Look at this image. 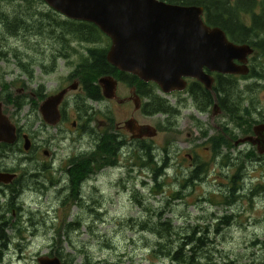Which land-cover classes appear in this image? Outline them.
<instances>
[{"label":"rangeland","instance_id":"rangeland-1","mask_svg":"<svg viewBox=\"0 0 264 264\" xmlns=\"http://www.w3.org/2000/svg\"><path fill=\"white\" fill-rule=\"evenodd\" d=\"M32 1L35 0H0V12L12 17L24 11L27 20L30 11L31 25L38 19L44 23L67 20L44 2ZM243 21L249 25L245 17ZM108 45L107 39L99 44H62L58 38H47L36 30H21L12 36L0 26V83L8 88L12 86L13 93L26 85L29 94L43 91L45 96L54 95L76 82L77 66L88 49ZM28 68L32 72L31 80L25 74ZM124 84L119 82L120 98L131 96L132 88ZM239 84L242 87L237 95L246 99V79ZM158 94L176 104L173 96H164L160 91ZM76 96L74 93L70 99ZM70 99L66 102L74 110ZM177 100L182 112L176 128L169 127L167 120L164 122L166 116H147L142 109L135 111L132 102L119 105L105 102L93 103V117L79 122L83 134L70 133V124L45 125L40 113L23 101L21 111L14 104L7 107L5 113L24 130L22 133L32 138L33 148L29 153L24 152L23 140L13 150H5L8 157L0 154V167L19 171L22 166L24 170L20 188L23 197L14 201L15 207L21 209L14 208L13 214V206L7 205L9 200L13 202L10 194L6 198L0 196V219H5L0 222L10 223L6 231L7 252L1 264H38L40 257L57 256L54 254L61 249L63 264H173L154 254L157 240L146 231L161 214L183 233L194 228L204 233L210 227L211 243L198 257L202 258V264H264V178L261 175L264 167L246 165L245 146L242 144L233 150L234 139L242 138L243 133L231 134V125L227 128L230 121L234 127L244 129L245 115L238 120L236 116L231 118L222 113L212 118L214 106L210 115L200 114L187 95H180ZM243 107L246 108V103L238 112ZM132 115L139 124L157 128L159 136L146 140L156 149L155 154L162 155L163 149L167 150L168 167L160 178L162 189L156 187L147 168L139 167L134 157L136 150L132 151L134 146L129 144L130 135L122 131L121 136L126 137L129 146L122 152L123 156L119 155V165L92 174L82 184L81 191L72 192L67 174L70 161L93 153L105 133H118L116 123L124 124ZM162 125L166 130H161ZM198 164L202 165L201 170L193 172L192 165ZM243 166L244 171H240ZM203 168L206 172L202 179L194 180ZM191 175L194 181L186 186ZM177 192L184 196L182 201L172 199ZM228 196L234 199L233 204L228 203ZM223 217L231 225L221 227L218 235L215 229ZM66 255L71 257L65 258Z\"/></svg>","mask_w":264,"mask_h":264},{"label":"water","instance_id":"water-1","mask_svg":"<svg viewBox=\"0 0 264 264\" xmlns=\"http://www.w3.org/2000/svg\"><path fill=\"white\" fill-rule=\"evenodd\" d=\"M49 8L67 20L95 25L111 41L107 61L119 72L133 75L144 83L155 84L168 96L183 92L187 80L192 79L211 91L214 79L205 72L219 75L246 77L250 73L249 58L254 49L247 44L238 45L226 33L204 21V8L170 4L161 0H42ZM107 100L118 98L119 82L113 76L98 81ZM75 82L57 95L50 96L40 106L43 122L56 127L61 121L59 107L69 91L79 88ZM1 89V87H0ZM131 100L135 111L142 107V100L133 91ZM214 105L212 118L220 114ZM132 140L153 139L157 128L141 125L132 118L124 125ZM264 129V128H259ZM18 129L3 113L0 103V145L13 146L18 141ZM24 151L32 143L23 137ZM251 138H241L236 145L246 144ZM264 152V142L260 143ZM48 155V152H45ZM17 175L0 173V184H10ZM38 264H63L61 258L44 256Z\"/></svg>","mask_w":264,"mask_h":264},{"label":"trees","instance_id":"trees-1","mask_svg":"<svg viewBox=\"0 0 264 264\" xmlns=\"http://www.w3.org/2000/svg\"><path fill=\"white\" fill-rule=\"evenodd\" d=\"M4 1L12 2L17 0ZM35 1L43 2L42 0ZM162 1L176 5H197L200 7H204L205 11L207 12L206 14L208 25L212 27H218L225 31L229 39H231L230 41L233 40V43L238 45H250L255 49L258 48L256 50H259V53L264 54V13H262L264 12V0H238L237 3H235L236 6L234 5L235 7L230 6L228 0ZM253 6L255 7V9L256 6H258L257 9L259 8L258 11L260 12V15H254V24L252 26L246 25V27L245 23L238 22L236 16H238L239 11H241L240 15L244 13L249 14L250 10L254 9ZM243 8L245 9L243 10ZM23 12L24 11H22L21 13L18 12L12 15V17L5 12H0V26H3L4 29L12 36L16 35L17 32L21 30H30V32H32V30H36L39 34H41L42 32L43 34H46L47 38H58L62 42V44L72 42L99 44L102 42V39H107L109 42V39L104 36L101 31L93 24L70 20L57 23L54 21H48L50 23H44L43 20L38 19L37 23H33L31 25L29 23L33 20V15L29 13L30 11H28V19L25 20ZM57 30L59 31V35L57 34ZM109 47L110 46L108 45V47L106 48L88 49L87 55L77 66L76 78L80 81L86 92H90L92 97H94V100H97L99 98L98 92L100 88L98 85V80L104 76H113L118 81L126 83L130 88H134L135 92L140 95L142 100L147 99L145 102L143 100L144 106L142 107V111L145 115L167 116L170 109V102L166 98L158 94V92L160 91L159 88L152 83H144L135 76L118 72V70L110 65L107 61L106 56ZM20 67L24 70L23 65L20 64ZM27 73L30 79H32L31 72L25 71V74ZM232 79L233 78H230V80ZM218 84L219 86L214 89V92L223 94V97L220 98V102L218 103H227L230 100V92H236V100L240 101L242 99L241 95H237L239 94V90L242 87L239 82L236 83L232 81L231 84H228V82L221 79ZM195 94L196 97H194V102H196L198 106L211 107L215 102L211 91L195 90ZM149 97L151 100L148 99ZM23 105L24 104H22L21 102L16 105L18 111H21L23 109ZM236 106L238 107L239 105ZM38 107L39 104L36 102L33 109L38 112ZM238 118H242V115L238 114L237 120ZM164 122H166V119H164ZM161 130H166V127L162 125ZM129 144L134 146L132 148V151L136 150L135 156L137 163L140 164L139 167L148 169V173L152 175L151 178L154 184L158 189L161 190L162 186L160 183V178L164 176V173L166 172L168 167L166 159L167 150L163 149V152L161 153L162 155H157L155 154L156 149L146 140H133ZM129 144L125 136L117 135L115 131L111 132V134L105 133V136L99 139L97 149L93 153H91L90 155L83 154L84 156H77L75 159H72L70 161L71 166H68L70 167L68 174L70 177L72 192L74 190L75 193H78L81 185L92 174H96L104 168L117 167L119 165V155H121V151H124L129 146ZM137 146H139V148ZM241 169L242 168H240L239 170L241 171ZM204 172H206V170L203 168V172L198 176H195V178L194 175H191V178L186 181V186H190L194 180H201ZM74 197H76L75 194ZM183 198L184 196L181 194V192L175 193L172 197L173 200L175 199L177 201H182ZM231 198L232 197L228 196L226 199L228 200V203L233 204L234 199L231 200ZM137 202L139 203L138 200ZM12 206L13 208L15 207L14 199L12 202ZM226 219H224L223 217L218 220L217 228L215 229L216 234L219 235L222 232L220 229L221 227H226L228 226V224L231 225V222H228ZM5 227L6 226L0 225V264L3 262L4 257L6 256V249L9 242ZM146 231L152 234L157 240L154 254L158 257H163L171 260L173 264H202V258L198 259V257L200 256V254L206 251V249L209 247V244L211 243L210 227L207 228L206 232L204 233L199 231L198 228L186 230L183 233L179 228L173 227L170 221L164 220L163 214L158 215L157 221L155 223H152L149 228L146 229ZM61 252H56L54 255H57V257L60 258L63 254V252ZM70 257L71 255L65 256V258Z\"/></svg>","mask_w":264,"mask_h":264},{"label":"flooded vegetation","instance_id":"flooded-vegetation-1","mask_svg":"<svg viewBox=\"0 0 264 264\" xmlns=\"http://www.w3.org/2000/svg\"><path fill=\"white\" fill-rule=\"evenodd\" d=\"M237 1L238 0H228V2H230L229 3L230 6H232V4L234 6L235 3H237ZM257 10H258L257 8H256V10H252L253 13L250 11L248 14V16H249L248 18H247V15L245 16V18L248 19L249 25L251 24L250 26H252L254 24V19H253L254 15H256V16L260 15V12H258ZM206 13L207 12L205 11L203 18H204V21L206 22V24H208ZM238 15L240 18V14H238ZM237 18H238V16H237ZM239 18H238V22H241L242 19L239 20ZM28 23H29V20H28ZM242 23H244V21H242ZM249 25H247V26H249ZM248 65H249V69H250V74H248L246 77L219 75L216 73H210L207 69H205V72L207 74H209L214 79V86H213V89L211 90V92H212L213 98H214L216 103H218V101L220 102V98L223 97L222 93H219V92L215 93L214 92V89L219 86L218 83L220 82L221 79L228 82V84H231L232 81L237 83V82H240V80L242 81L243 79H246L247 84L244 88V91L246 90V94H245L246 99L242 95V97H241L242 99L240 101H238V100H236V92H230V94H229L230 100L225 104L224 103H218V106L220 107V110H221L220 114L222 113V114L228 115L231 118L236 116L235 120H237L238 114L242 115V118H243V115H245V120L243 121L245 123V125L243 126L244 130L242 128H237V125L234 127L230 121H227L228 122L227 128L229 127V125H231V127H232V129L230 131L231 134H235V132L240 131L241 134L243 133L242 138L247 137V138L252 139L251 141L247 142L246 144H243V146H245V148L247 150V152L244 154H246V156L248 157V160L246 161L247 162L246 165L250 166L251 168L255 166V168H256V165L264 167V152L263 151L261 152V149H260V143L264 142V129H259V128H264V54H261V53H259V51L255 50L253 55L250 56V58H249ZM41 67L43 68V67H45V65H41ZM27 72H31L30 68H28ZM31 74H32V72H31ZM26 75H28V73ZM230 78H233V79L230 80ZM29 79H30V77H29ZM76 82H78L80 86L77 90L69 91L65 95V98L59 107V111L61 114V121L56 126V127H58L59 125L69 126V124H70V128L68 129L70 133H74V132L75 133H82V134L84 133V129L82 128V125H79V122L83 121L85 119L86 120L91 119L93 117L94 114L91 113L94 111L93 107H92L93 103H96L97 105H101L105 102H108L109 104H111V102H116L118 105L119 104H125V103L130 102V101L133 103L131 98L133 95V91L135 92L134 88L132 89L131 96H128V98L127 97L120 98L118 95V91H117V96H118L117 99L112 100V101L107 100V99H105L103 91H102L101 93H99V98L97 100H94V97H92L90 92H86V90L81 85V83L78 79H76ZM0 87H1V89H0V103L3 104V113L7 117H9V115L5 113L6 108L12 104H14V106L16 107V105L19 102L23 101L24 104H26V105L31 104V107H34L35 103L37 102L39 104V107H38V112H39V108H40L41 104L47 98L50 97V96H45L44 95L45 93L43 91H35V93L29 94L30 91L26 87V85H24L20 89H17V91H16L17 93H13V87L12 86H10L8 88V86L2 85L0 83ZM69 87H70V85L63 87L60 91H58L54 95L59 94L60 92H62L63 90H65ZM99 87L101 88L100 85H99ZM195 90H206V88L203 86V84L197 82L196 80L188 79L186 90H184L183 92H173L169 95V96L174 97V103H176V104L170 103V109H169V112L166 116V120L168 122L169 127L176 128L179 125V118H180L182 110H181V106L178 105L181 103L177 100V97L180 95H187V97L190 99L193 107L195 108V110L197 112H199L200 114L210 115L209 111L211 108H213V106L216 103L214 102L211 107L210 106H208V107L198 106V104L196 102H194V100H195L194 97H196ZM240 90H241V88H240ZM74 93H76L77 96L75 98L70 99V96ZM54 95H51V96H54ZM219 95H220V97H219ZM67 99L72 100V105L74 106V110L69 109V104H68V102H66V101H68ZM245 103H246V108L243 107L242 112H238L239 110H241L240 107L243 106V104H245ZM236 105H239V106L237 107ZM16 110L18 111L17 108H16ZM212 113H213V111H212ZM132 118H134V115H132V117L130 119H132ZM9 119H10V117H9ZM12 123H13V121H12ZM124 124H117L116 123V131L118 132L117 135H121L122 131H124L126 134H128L123 127ZM235 124H236V122H235ZM15 126L18 129V131H17L18 141L13 146L17 147L21 142H23V140H24L23 137L25 135H28V134L22 133V131L24 132V130L22 128L18 127L17 125H15ZM103 128H104V126L101 128V130ZM71 129H74V130H71ZM29 138L31 140L32 148H33L32 138L30 136H29ZM229 138L231 139V135ZM239 139H241V138H239ZM239 139H234L235 143ZM235 143H234L233 150L237 148V145ZM13 146H10L7 144H1L0 145V151H4V152L0 153V154L2 156L8 157L9 153L5 152V150L6 149L7 150L8 149L13 150V149H11ZM32 148H31V150H32ZM23 149H24V142H23ZM21 153H22V151H21ZM187 157L190 160H192L191 155L188 154ZM243 157H245V156H243ZM1 163H2V160H0V164ZM201 166L202 165H200V164H198L197 166L192 165V168L194 169L193 172L200 171ZM18 170L19 171H14V170H9L7 168L0 167V173H5V174L9 173V174L17 175L15 180H13L10 184H5V183L0 184V196L6 198V197H8L7 193H9L10 194L9 197H11V199H14V201H15V199L18 200L19 198L21 199L23 197V194H21L20 188L22 187L21 183L24 180L22 177L24 170H23L22 166H20ZM69 170H70V168L68 169V167H67V174H68ZM241 171H244V166H243V169ZM261 175H263V178H264V173H262ZM68 178H69V182H70L69 174H68ZM81 187H82V185H81ZM71 188H72V186H71ZM8 204H10L12 206V202L10 203V200L7 203V205ZM14 208H16L18 210L21 209L18 206L14 207ZM14 208L12 209L13 214H15ZM1 220H5V219L2 218V219H0V221ZM0 225L6 226L5 230L7 231L10 223H7L5 221L3 223L0 222Z\"/></svg>","mask_w":264,"mask_h":264},{"label":"bare ground","instance_id":"bare-ground-1","mask_svg":"<svg viewBox=\"0 0 264 264\" xmlns=\"http://www.w3.org/2000/svg\"><path fill=\"white\" fill-rule=\"evenodd\" d=\"M245 2H246V1H245ZM229 3H230V2H229ZM231 4H232V3H231ZM232 6H233V4H232ZM235 6H236V5H235ZM235 6H234V7H235ZM242 6H243V5H242ZM251 6H252V5H251ZM254 6H255V5H254ZM254 6H253V7H254ZM198 7H200V6H198ZM239 7H241V6H239ZM257 7H258V6H256V8H257ZM236 8H237V7H236ZM244 9H245V8H243V10H244ZM254 9H255V7H254ZM254 9H253V10H254ZM258 9H259V8H258ZM236 10H237V9H236ZM240 10H242V9H240ZM248 10H249V9H248ZM255 10H256V9H255ZM250 11H251V10H250ZM204 12H205V10H204ZM240 12H241V11H239L238 14H240ZM248 12H249V11H248ZM262 13H264V12H262ZM244 14H245V13H244ZM250 15H251V14H250ZM257 15H258V14H257ZM241 16L245 17L246 14H245V16H244V15H241ZM241 16H240V18H239V15H238L239 20H241ZM251 16H252V15H251ZM251 16H250V17H251ZM263 16H264V15H263ZM236 17H237V16H236ZM243 17H242V21H243ZM247 17H249V16H247ZM238 18H237V19H238ZM251 18H252V17H251ZM246 19H247V18H246ZM244 20H245V19H244ZM247 20H248V19H247ZM249 20H250V19H249ZM242 21H241V22H242ZM254 21H255V20H254ZM244 22H246V21H244ZM249 22H250V21H249ZM246 23H247V22H246ZM262 24H263V23H262ZM250 25H251V24H250ZM250 25H249V26H250ZM245 26H246V24H245ZM246 27H247V26H246ZM224 32H225V31H224ZM257 35H258V34H257ZM253 36H254V35H253ZM230 38H231V37H230ZM229 40H231V39H229ZM232 42H233V40H232ZM262 45H263V44H262ZM255 46H256V45H255ZM252 48H253V47H252ZM253 49H255V48H253ZM256 49H258V48H256ZM256 49H255V50H256ZM255 50H254V51H255ZM261 50H262V49H261ZM258 51H259V50H258ZM259 52H260V51H259ZM250 61H251V60H250ZM251 62H252V61H251ZM253 62H254V61H253ZM118 72H119V71H118ZM249 74H250V73H249ZM127 75H128V74H127ZM226 76H227V75H226ZM239 78H240V77H239ZM239 78H238V79H239ZM228 79H229V78H228ZM117 81H118V80H117ZM126 81H127V80H126ZM128 81H129V80H128ZM240 81H241V80H240ZM140 83H141V81H140ZM246 83H247V82H246ZM132 84H133V83H132ZM132 84H131V86H132ZM124 85H127V84H124ZM151 85H152V84H151ZM154 85H155V84H154ZM154 85H153V88H154ZM133 86H134V85H133ZM203 86H204V85H203ZM126 87H127V86H126ZM137 87H138V85H137ZM155 87H156V86H155ZM127 88H128V87H127ZM130 89H131V88H130ZM140 89H141V88H140ZM151 89H152V88H151ZM102 91H103V88H100V89H99V93H101ZM130 91H131V90H130ZM151 95H152V94H151ZM128 96H130V95L128 94ZM222 96H223V95H222ZM144 97H145V96H144ZM219 97H220V95H219ZM127 98H128V97H127ZM130 98H131V97H130ZM148 99H150V97H149ZM143 100H145V99H143ZM150 100H151V99H150ZM217 101H218V100H217ZM130 102H131V101H130ZM149 102H150V101H149ZM218 102H219V101H218ZM215 103H216V102H215ZM128 104H130V103H128ZM132 105H133V104H132ZM143 106H144V105H143ZM143 106H142V107H143ZM134 107H135V106H134ZM134 109H135V108H134ZM140 110H141V109H140ZM140 112H141V111H140ZM147 114H148V113H147ZM245 128H246V127H245ZM243 130H244V129H243ZM247 131H248V130H247ZM158 136H159V135H158ZM256 136H257V135H256ZM134 141H135V140H134ZM139 141H140V140H139ZM117 142H118V141H117ZM234 142H235V141H234ZM136 143H137V142H136ZM138 144H139V142H138ZM232 144H233V143H232ZM235 144H236V143H235ZM137 147L139 148V146H137ZM237 147H238V146H237ZM121 152H123V151H121ZM139 152H140V151H139ZM120 154L122 155V153H120ZM134 157H136V156H134ZM134 160H135V159H134ZM155 162H156V161H155ZM156 164H157V163H156ZM132 170H133V169H132ZM146 170H147V169H146ZM133 171H134V170H133ZM79 191H81V188H79Z\"/></svg>","mask_w":264,"mask_h":264}]
</instances>
